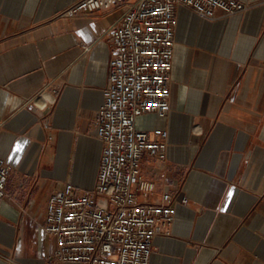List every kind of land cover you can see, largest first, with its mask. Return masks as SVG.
<instances>
[{"label":"crops","instance_id":"1","mask_svg":"<svg viewBox=\"0 0 264 264\" xmlns=\"http://www.w3.org/2000/svg\"><path fill=\"white\" fill-rule=\"evenodd\" d=\"M75 1L0 0V158L12 167L0 264H54L57 239L42 228L51 194L96 183L107 32L124 10L66 15ZM237 1L249 8L214 20L177 9L170 111L137 121L168 133L166 159L142 164L149 200H188L149 264H264V0Z\"/></svg>","mask_w":264,"mask_h":264},{"label":"built area","instance_id":"2","mask_svg":"<svg viewBox=\"0 0 264 264\" xmlns=\"http://www.w3.org/2000/svg\"><path fill=\"white\" fill-rule=\"evenodd\" d=\"M123 8L107 36L111 48L109 78L94 126L102 142L95 186L71 183L51 194L43 230L57 239L54 264H149L155 240L170 236L178 194L149 200L155 183L141 176L146 156L166 159L167 132L137 128L146 114L170 111L175 57L176 11L185 7L205 19L232 16L249 7L237 0H76L66 15L77 17ZM11 165L0 158V204L7 196Z\"/></svg>","mask_w":264,"mask_h":264}]
</instances>
